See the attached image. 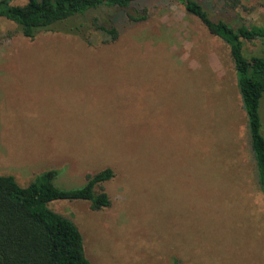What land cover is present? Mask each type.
Instances as JSON below:
<instances>
[{
  "label": "rangeland",
  "instance_id": "obj_1",
  "mask_svg": "<svg viewBox=\"0 0 264 264\" xmlns=\"http://www.w3.org/2000/svg\"><path fill=\"white\" fill-rule=\"evenodd\" d=\"M201 1L215 19L264 25V0ZM138 8L146 20L115 13L109 44L97 31L96 44L31 39L0 18V174L27 185L54 169L76 189L112 168L109 207L49 203L92 264H264V194L229 46L177 0ZM244 48L264 55L260 40ZM261 116L264 130V99Z\"/></svg>",
  "mask_w": 264,
  "mask_h": 264
},
{
  "label": "trees",
  "instance_id": "obj_2",
  "mask_svg": "<svg viewBox=\"0 0 264 264\" xmlns=\"http://www.w3.org/2000/svg\"><path fill=\"white\" fill-rule=\"evenodd\" d=\"M0 0V18L12 21L17 31L28 38L42 32L75 34L96 44L120 36L115 13H126L129 21L148 18L138 5L143 0ZM199 18L208 31L224 41L237 72V85L248 118L257 182L264 194V130L261 103L264 99V55H245V42H264V25L231 22L211 16L201 0H177ZM223 3L225 0H216ZM227 1V0H226ZM235 7L239 0H228ZM106 11V17L100 15ZM95 13L96 15H92ZM99 13V14H98ZM93 37V38H92ZM57 170H48L22 185L13 175L0 174V264H92L87 257L83 235L69 217L49 207L54 200H86L93 210L112 203L104 183L114 177L107 167L87 175L84 186L64 189L54 182Z\"/></svg>",
  "mask_w": 264,
  "mask_h": 264
}]
</instances>
